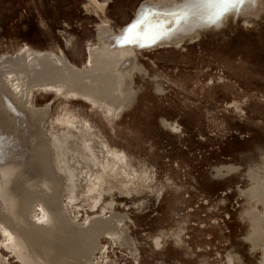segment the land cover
<instances>
[{
	"label": "rangeland",
	"instance_id": "rangeland-1",
	"mask_svg": "<svg viewBox=\"0 0 264 264\" xmlns=\"http://www.w3.org/2000/svg\"><path fill=\"white\" fill-rule=\"evenodd\" d=\"M260 1L209 23L201 0H0V129L8 132L0 138L9 140L0 143V217L12 229L0 264H264ZM143 14L164 22L162 40L139 47L112 39ZM233 17L222 32H206ZM61 65L66 98L91 124L90 137L60 124L45 139L39 109L28 103L39 91L37 68L56 74ZM56 95L45 112L65 93ZM89 140L131 158L133 173L122 174L144 190L152 177L155 195L136 204L123 183L120 207L69 223L61 194L53 198L59 182L48 193L38 156L52 147L69 173L57 149H89ZM69 178L75 187L82 175ZM31 201L43 205L33 218Z\"/></svg>",
	"mask_w": 264,
	"mask_h": 264
},
{
	"label": "bare ground",
	"instance_id": "bare-ground-1",
	"mask_svg": "<svg viewBox=\"0 0 264 264\" xmlns=\"http://www.w3.org/2000/svg\"><path fill=\"white\" fill-rule=\"evenodd\" d=\"M247 5H250V3ZM256 6H258V4L255 5V7ZM259 6L264 7V3ZM235 18H230V20L226 19L224 21V24L220 26V29L213 26L210 27V30L206 32H222L223 29L226 28L225 26L231 25L234 20L237 22V18ZM241 19L243 18L241 17ZM262 19H264V16ZM247 21L248 19L245 20V22ZM88 35L92 36L91 33H89ZM59 68L64 71H61L63 72V74L61 72L52 74L51 72L56 71H54L53 69H49V67L43 69L37 68L38 70L36 71V75L38 74V72H41L38 75L41 80L37 81L35 86L37 89H39V91L38 93H33L31 95L30 92L28 93V103L33 108V110L35 108L39 109L37 114L41 116L40 120L42 123V129L43 132L46 133V135L44 134L45 139L48 138L47 134H49L50 132H54L60 124H63L69 129L65 130L66 132H70V130L74 129L77 135L86 132L90 137V134L88 132L89 129L92 130L91 124L87 119H84L82 117L80 112L76 110L75 106L70 104V101L66 98V93L69 89V86L65 74L68 73V70L65 65H61V67ZM44 72H46L47 74H44ZM56 93H65V95L61 96V98H59L60 96H58L59 99L57 98L56 101H53V104L51 106L46 107L47 112H45L42 108H44L46 103L48 101H51L54 96H57ZM20 95L24 96L22 95V93H20ZM0 99H2V97H0ZM78 120H80V122ZM5 130L6 129H0V133L8 134V132ZM70 136H72V134H70ZM13 140H15V138H13ZM16 140L19 141L17 137ZM7 142H9L8 137L4 136L0 138V143L2 145H5ZM87 143L89 149H57L59 153L58 159L69 161V166L65 164L60 165L67 166L69 170L73 169L76 174L82 175V180L80 178L82 182H80V180L76 181V179H74V181L76 182L75 187H73L72 182L69 178L71 175H73V170L69 171V173L64 172V174L61 172V170L57 167L59 161H57L56 152L54 153V149H52V147L50 149V154H46V158L38 156L42 164L39 165V170L41 171L40 167L43 166L45 177L50 181V185L45 182V184L47 185L48 193H50L49 188L51 191L53 189H57V185L53 184L54 180L59 182L61 190L60 192L53 193V198L58 200V194H61V200H63V202L61 200L59 201H61L63 205L64 212L66 211L68 216L71 218L72 222L69 221V223L72 224L74 221L84 219L87 216L99 215L106 210H110L114 206L115 208L120 207V205L123 204V202L120 201V198H122L120 194V188L122 187L123 183L126 185L129 184L130 186L134 187L133 193L135 194L134 199L136 204L144 202L148 200L147 198H152L155 195L158 188L156 181H154L152 177L146 176L144 178V186H146V190H144L143 188H139V184H137L135 177H132L130 181H128L127 177L122 174L121 169L125 168L128 174L133 173L131 165L134 161L131 158L118 151L117 149H106L99 143L93 142L91 140H89ZM76 146L80 147V145L78 144H76ZM54 162H56V166ZM48 166H50V171H48L47 169ZM35 167L36 180L34 181L42 186L40 179H37V165H35ZM95 178L100 179L99 183L94 184ZM61 180L62 182L60 183ZM32 194L37 196L40 195L36 192L29 193V195L31 196ZM51 194L50 196L52 197ZM31 202L33 203L32 206L27 203L25 207L28 208L26 214H30V217L33 218L34 216L39 215L43 205L39 202ZM125 204L131 205L133 208H135L130 200ZM0 219L1 242V239L5 238L6 234L12 233V229L4 222H2V217H0ZM37 227L39 226L36 225V228ZM36 236L37 235H34L33 233L30 234L29 237H32L34 239L36 238ZM12 238H14V236ZM31 242L32 241L30 240V238H28V243L31 244ZM2 258L4 262H11L10 258L7 255H4Z\"/></svg>",
	"mask_w": 264,
	"mask_h": 264
},
{
	"label": "snow or ice",
	"instance_id": "snow-or-ice-1",
	"mask_svg": "<svg viewBox=\"0 0 264 264\" xmlns=\"http://www.w3.org/2000/svg\"><path fill=\"white\" fill-rule=\"evenodd\" d=\"M201 2L209 5L211 8L208 22L219 23L222 18L226 17L228 12L242 8L249 3H256L257 0H201ZM188 14L187 10L183 13L177 14L172 22L178 23L181 19H186ZM149 20L150 16L148 14H143L141 18L137 19L134 23H130L126 26L119 37H113L112 39L129 45L135 43L139 47L154 45L163 39L167 34V31L164 22L155 21L149 24ZM141 25H144L143 32H138L137 29L140 28ZM146 38H150L151 44L140 43L141 40Z\"/></svg>",
	"mask_w": 264,
	"mask_h": 264
},
{
	"label": "water",
	"instance_id": "water-1",
	"mask_svg": "<svg viewBox=\"0 0 264 264\" xmlns=\"http://www.w3.org/2000/svg\"><path fill=\"white\" fill-rule=\"evenodd\" d=\"M6 145V144H5ZM5 145H1V146H5ZM17 146V145H16Z\"/></svg>",
	"mask_w": 264,
	"mask_h": 264
}]
</instances>
